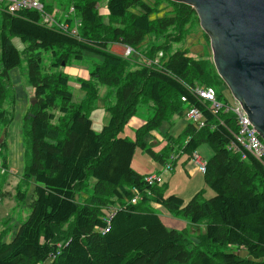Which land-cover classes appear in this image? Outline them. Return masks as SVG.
I'll list each match as a JSON object with an SVG mask.
<instances>
[{"label": "trees", "instance_id": "trees-1", "mask_svg": "<svg viewBox=\"0 0 264 264\" xmlns=\"http://www.w3.org/2000/svg\"><path fill=\"white\" fill-rule=\"evenodd\" d=\"M70 2L77 19L65 22H79L76 35L43 24L36 11L0 14V127L12 121L9 72L20 64L11 40L17 38L24 45L32 89L22 128V180L33 182L30 214L10 242L0 240V264H264V165L248 153L242 160L231 114H213L188 92L187 87L198 85L213 90L219 101H230L208 62L185 50L166 54L169 42L198 25L194 10L169 0L153 5L107 0L105 18L98 11L100 0ZM163 3L166 12L152 19ZM44 9L52 14L51 6L44 3ZM150 34L165 37L145 51L156 66H141L110 50L115 45L138 52ZM42 53H49V68L42 66ZM84 53L102 62L81 82L85 95L75 104L60 69L62 63L82 61ZM103 87L111 90L114 102L96 134L89 115ZM181 96L202 112L205 126L186 122L180 135L156 153L143 139L164 122L172 126L183 119ZM142 102H151L153 116L135 129L134 140L120 137ZM202 144L212 151L202 159L207 162L204 182L214 192L208 200L202 190L187 202L166 196V183L147 185L146 175L132 168L137 148L163 166L174 151L189 162ZM5 146L1 141L0 153ZM135 191L139 199L131 203ZM154 208L191 226L203 225L205 233L191 248L188 232L167 227Z\"/></svg>", "mask_w": 264, "mask_h": 264}, {"label": "rangeland", "instance_id": "rangeland-1", "mask_svg": "<svg viewBox=\"0 0 264 264\" xmlns=\"http://www.w3.org/2000/svg\"><path fill=\"white\" fill-rule=\"evenodd\" d=\"M106 1L107 0H100L98 5L99 14L103 15L105 18L107 15ZM143 1L150 5H153L155 2V0H143ZM43 2L45 3V5L51 6L52 15L56 17L58 15H61V17L66 15L69 12L71 6L70 0H43ZM159 9L162 10L158 12L159 14L157 12L154 13L152 19L161 17L163 15L162 14L163 9L164 11L167 10L165 3H163L159 7ZM0 14H1V10H0ZM76 17L77 16L75 14L70 15L71 19H75ZM11 40L13 45L20 52V64L17 68L9 72L10 87L15 97V105L12 106V109L10 110L12 121L7 127H4L3 125H1L0 127V142L5 141L4 136L7 131V137L5 141L6 146L3 148L2 153H0V190L3 193V197L1 198L2 202L0 203V240L1 242L4 243L10 242L14 238V235L17 232L19 226L27 219L28 215L30 214V203L32 201V192H33V182L29 181L28 183H25L22 180V173H23L22 128H23V120L27 113V109L32 104V89L30 88L27 81L26 58L25 55L23 54L24 45L17 38H12ZM164 42H165V37L163 35L155 36L154 34H150L145 38L138 52L132 49V53H130L129 56H126L125 54L124 57L130 58L132 61L134 60L133 63L136 62L141 66L151 67L147 65V61L150 59H148L147 56L145 55L146 49L147 48L149 49L150 47H153L157 44H162ZM112 48L113 47L111 46L110 48L111 51H113ZM178 50L180 51L185 50L188 51L190 56L192 57L205 59L208 62V65L211 68V70L212 71L214 70L216 72L212 61L210 45L206 42L203 36V32L199 26V21H198V25L197 24L191 25V27L185 33L183 38H181L180 40H172L171 42H169V47L166 54L170 55ZM117 52H122L123 55L126 52V49L124 47H120L117 48ZM87 55H92V54L87 53ZM41 57H42V66L45 68H49L50 66L49 53H42ZM92 59L93 57L91 56H83V61L80 62V61L71 60L69 65L62 67L60 69V71L68 77V89L72 94V100L73 103L75 104H80L84 98L85 92L81 87V82L86 81L90 78V73L93 71L94 68L93 65L89 63L92 62ZM159 60L161 61V59ZM51 71L54 72V70ZM224 87L227 90L225 85ZM109 91L111 90L108 89L107 87H103L101 89L100 97L97 101V107L89 115L92 121V129L96 134H99L101 132L103 126L108 121L109 116L106 107L112 105L114 102V99L108 96ZM224 95L227 100L230 101L233 100L228 90L224 92ZM152 116H153V108L151 102L147 104L142 102L137 108V113L135 117L145 122L149 120ZM181 120L183 121V123L184 122L186 123L184 119H178V120H174L173 126H176L177 122H181ZM133 129H134L133 127L127 125V127H125L120 137H126L129 140H134ZM179 133L180 131L178 129H175L174 132H172V135L173 134L179 135ZM13 135H15L16 137V143L11 145L10 140ZM17 137H18V142H17ZM147 146H148L147 148H150L149 145ZM161 149L160 147H157L156 151L159 150L158 152H160ZM201 149H208L210 153L207 151L202 152ZM198 152L202 159H209L212 154L211 149L206 144L200 145L198 148ZM12 154H14L16 160L13 159V162L8 164L7 166L6 165L7 160H10V158H12ZM134 158H135L134 162L132 163V168L134 171H137L141 174L146 173L150 168L151 169L157 168L158 170L161 169L160 171H162L161 164L155 162L148 154H146L139 148L135 150ZM184 161H185V157L181 156L180 160L177 159L176 166L173 168L172 171H164L162 174L163 176L161 175L162 177L161 176L159 177L161 184L168 183L165 192L166 196H170L174 194L177 195V197L183 199L181 196H187V195H185L186 193H184L186 189H181V186L184 187L188 186L190 190H193V187H191V185L185 181L186 179H188V174L185 171L186 169L182 167V163ZM190 163L192 167L198 169L192 162ZM142 165H143V169H141ZM196 178H198L197 173H196ZM200 181L202 182L203 187L201 189L199 188L200 190L199 189L198 190L203 191V198L205 200L212 198L214 196V192L205 184L203 176L200 178ZM20 192L24 194V196L21 197ZM196 193H193L192 197ZM83 197L84 195H81L80 197H77V200H80ZM191 198L188 197L183 200L187 202ZM158 209L161 208H154L156 214H159L160 212ZM161 216L163 220L166 222L167 227L176 230L185 229L188 232V238L191 242V248H193L192 247L193 245L197 244L198 242L197 237L205 233L204 232L205 229L203 225L191 226V224L189 223L186 224L187 222L184 219L172 218L170 215L168 216L165 212L162 213ZM167 219H172L174 221L172 223H169L168 221H166Z\"/></svg>", "mask_w": 264, "mask_h": 264}, {"label": "water", "instance_id": "water-1", "mask_svg": "<svg viewBox=\"0 0 264 264\" xmlns=\"http://www.w3.org/2000/svg\"><path fill=\"white\" fill-rule=\"evenodd\" d=\"M169 1L194 10L218 76L264 141V0Z\"/></svg>", "mask_w": 264, "mask_h": 264}, {"label": "built area", "instance_id": "built-area-1", "mask_svg": "<svg viewBox=\"0 0 264 264\" xmlns=\"http://www.w3.org/2000/svg\"><path fill=\"white\" fill-rule=\"evenodd\" d=\"M0 10L6 11L10 14H18L23 10H31L38 12L42 17V23L47 24L49 26H56L61 32L71 35H76L77 27L79 26V22L73 21L71 25L65 22V20L70 19V15L74 13L73 8L69 10V12L63 16V21L58 22L56 20V16L52 14L45 13L44 3L42 0H0ZM126 52L123 54L129 56L132 53V49L126 47ZM148 66H156L157 60H148ZM188 92L191 97L195 98V101L200 102L203 105H206L208 109H210L213 114H217L218 112L229 113L233 116L234 121L237 126V134L234 135V138L237 141L238 151L242 154V160L245 159L244 153L250 154L256 160L261 162L264 165V141H262L253 126L248 121V116L243 111L240 104L236 101L223 102L219 101L216 97V94L211 89H205L200 86H189L187 87ZM180 101L183 105V119L193 124L197 129H201L205 126V118L202 112L190 104V102L184 97L181 96ZM237 150V146L235 148ZM172 161L173 157L169 159V162L164 165L165 171H172ZM192 163L198 168L201 174L206 173L207 162L202 160V158L194 152L191 156ZM160 182V179L157 176L149 175L144 178V182L147 185H154L156 182ZM135 197L131 201V203H135L138 200L137 192H134ZM42 264H48L44 262Z\"/></svg>", "mask_w": 264, "mask_h": 264}, {"label": "crops", "instance_id": "crops-1", "mask_svg": "<svg viewBox=\"0 0 264 264\" xmlns=\"http://www.w3.org/2000/svg\"><path fill=\"white\" fill-rule=\"evenodd\" d=\"M106 13H107V10H106ZM61 15H58V17H60ZM120 47H123V46H113V48H112V50L114 51V53H116V54H118V55H122V52H117V48H120ZM112 51V52H113ZM83 56H91V57H93V59H92V62H89L91 65H100L101 64V62H102V59L100 58V57H98V56H95V55H87V53H84L83 54ZM83 61V60H82ZM81 62V61H80ZM176 120H178V119H176ZM144 123V121L143 120H141V119H138V118H136V117H133L131 120H130V122H129V126L130 127H133L134 129H133V139H134V131H135V129H137L139 126H141L142 124ZM185 125H186V123L184 122L183 123V121L181 120V122H177V125L176 126H173L172 125V127H171V125L169 124H166V122H164L161 126H160V128H158L156 131H154V132H152V133H150L149 135H146V137L143 139L144 140V142H145V139H146V142H145V144H146V146L147 145H149L150 146V148L149 149H151V150H153L154 152H158V151H156V149H157V147H160V149L162 148H164V147H166V144H168L169 142H168V140L170 139V141H174L179 135H180V133L183 131V129L185 128ZM175 129H178L179 131H180V133H179V135L177 136V135H172V132H174V130ZM5 133V132H4ZM6 137H7V131H6V134H5V136H4V139H5V141H6ZM17 142H18V137H17ZM16 143V137H15V135H13L12 137H11V140H10V144L11 145H13V144H15ZM169 145V144H168ZM148 147V146H147ZM161 149V150H162ZM160 150V151H161ZM201 151L202 152H204V151H207V152H209L210 153V151H208V149H201ZM197 154L199 155V152H198V150H197ZM134 156H135V153H134ZM177 154H176V151H174L171 155H170V157L172 158V157H174L175 158V161H174V163H173V168L176 166V161H177ZM181 156L182 157H185V161L182 163V167L184 168V169H186L185 171H186V173L188 174V179H186L185 181L186 182H188L190 185H191V187H193V190H190L189 189V187L188 186H186V187H184V186H181V189H186L185 190V192L184 193H186L185 195H187V196H181L183 199H185V198H188V197H192V195H193V193H196L197 191H199L202 187H203V185H202V182L200 181V178L203 176L200 172H199V170L198 169H195L194 167H192L190 164V161L189 162H187V159H186V156L185 155H180L179 156V160H180V158H181ZM200 156V155H199ZM18 157V156H17ZM13 159H15L16 160V157L14 156V154H12V158H10V160H7V166H8V164H10V163H12L13 162ZM134 157H133V160H132V163L134 162ZM205 160H207V159H205ZM141 169H143V165L141 166ZM161 170V169H160ZM160 170H158L157 168H150L146 173H144V174H141V173H139V174H141V175H146V176H149V175H154V176H157L158 178L163 174V172L165 171L164 170V167L162 166V171H160ZM198 170V171H197ZM160 171V172H159ZM137 172V171H136ZM196 173L198 174V178H196ZM163 176V175H162ZM161 176V177H162ZM196 178V179H195ZM160 183H161V181H160ZM166 184H168V183H166ZM200 188V189H199ZM199 189V190H198ZM174 195V194H173ZM177 196V195H176ZM185 197V198H184ZM1 202H2V199H1ZM160 212H161V214L162 213H164L165 211L163 210V212H162V209H160L159 210ZM166 213V212H165ZM167 214V213H166ZM168 216H169V214H167ZM164 221V220H163ZM166 221H168L169 223H172L174 220H172V219H167ZM165 222V221H164ZM165 224H166V222H165Z\"/></svg>", "mask_w": 264, "mask_h": 264}, {"label": "clouds", "instance_id": "clouds-1", "mask_svg": "<svg viewBox=\"0 0 264 264\" xmlns=\"http://www.w3.org/2000/svg\"><path fill=\"white\" fill-rule=\"evenodd\" d=\"M42 2H43V0H42ZM44 3V2H43ZM1 11H3V10H1ZM124 48H126V47H124ZM130 48V47H129ZM123 57H124V55H122ZM232 101V100H231ZM197 153V152H196ZM177 154V153H176ZM178 156H177V159L179 158V156H180V154H177ZM169 159H170V157H169ZM174 161H175V158L173 157V161H172V166H173V163H174ZM169 162V160L166 162V163H168ZM190 162H192L191 160H190ZM165 163V164H166ZM163 167H164V165H163ZM172 170H173V168H172ZM200 172V171H199ZM203 175V174H202ZM0 203H1V199H0Z\"/></svg>", "mask_w": 264, "mask_h": 264}, {"label": "bare ground", "instance_id": "bare-ground-1", "mask_svg": "<svg viewBox=\"0 0 264 264\" xmlns=\"http://www.w3.org/2000/svg\"><path fill=\"white\" fill-rule=\"evenodd\" d=\"M187 99V98H186ZM251 124V123H250ZM256 131V130H255ZM238 132V131H237ZM237 132L235 133V134H233V137H234V135H236L237 134ZM235 139V138H234ZM235 141H236V139H235ZM236 143H237V141H236Z\"/></svg>", "mask_w": 264, "mask_h": 264}]
</instances>
